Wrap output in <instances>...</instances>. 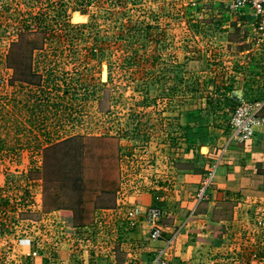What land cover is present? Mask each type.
Here are the masks:
<instances>
[{"label": "rangeland", "instance_id": "1", "mask_svg": "<svg viewBox=\"0 0 264 264\" xmlns=\"http://www.w3.org/2000/svg\"><path fill=\"white\" fill-rule=\"evenodd\" d=\"M226 1L0 0L6 262L22 259L10 252L31 237L43 264L149 263L164 244L127 220L134 192L158 198L163 225L192 219L177 204L185 176L195 170V211L211 168L193 167L189 149L230 134L232 88L264 100V40ZM199 223L181 239L179 259L163 251L169 264L225 258L219 225L210 239Z\"/></svg>", "mask_w": 264, "mask_h": 264}, {"label": "crops", "instance_id": "2", "mask_svg": "<svg viewBox=\"0 0 264 264\" xmlns=\"http://www.w3.org/2000/svg\"><path fill=\"white\" fill-rule=\"evenodd\" d=\"M189 64L193 65L191 61ZM190 71H195L193 66ZM241 91V101H253L245 99V91ZM260 102L264 104V100ZM260 116L264 118V105ZM214 136L216 138L213 139V142L208 143L209 145H200L198 149L191 148L188 151V162L193 167L208 170L215 166L214 180L211 187L209 186L206 190V197L204 196L206 202L197 207L195 211L190 209V196L196 194V187L192 186L195 183L196 174L195 170L189 169L188 175L185 176L187 185L183 191L184 197L181 203H177L178 206L182 204L183 207L180 209L177 206L173 210L177 211L178 208L180 212L185 210V214L189 213L188 218L192 216V219L178 226L177 229L160 222L161 226H164L162 227L164 237L162 236V240L153 241L152 244L154 246L164 244L163 249L167 255L171 253L170 255L173 254L177 257L180 255L181 239L187 242V239L194 235L191 231L198 224L200 225L199 222H203L204 225H209L204 234L210 239L214 237L212 226L219 225V248L225 253L224 257L226 258V260L222 258L217 262L211 254L213 262L210 261V264H264V121L252 127V135L245 142L230 141L228 134L225 135L226 138L223 137V131L214 134ZM223 139L225 141L221 143ZM201 147L207 148L206 153L201 154ZM158 201V198L153 197L149 191L130 193L126 197L127 205L131 206L130 210L139 208L144 211L148 207H159ZM174 204V202L171 203V205ZM190 214L191 216H189ZM215 215L218 216L219 222L213 223ZM127 220L130 219L127 217ZM135 221L147 225L142 216H139ZM136 222L128 224L135 226ZM174 223L177 225L179 222L175 221ZM164 238L168 239L163 241ZM32 241V238L29 237L26 240L27 243L12 248L10 253L16 255H12L13 259L24 255L22 259L18 260L20 263L16 260L13 263L6 262L8 261V259H4L6 258V249H0V264H43V259L36 254L38 250L31 248ZM257 256V260H248L250 257L256 258Z\"/></svg>", "mask_w": 264, "mask_h": 264}, {"label": "built area", "instance_id": "3", "mask_svg": "<svg viewBox=\"0 0 264 264\" xmlns=\"http://www.w3.org/2000/svg\"><path fill=\"white\" fill-rule=\"evenodd\" d=\"M225 8L230 13L250 16L252 20L250 27L253 33L264 40V0H227ZM263 105L260 101H240L234 107L228 123L230 141L245 142L251 137L252 127L264 121V118L260 116ZM214 174L215 166H212L211 171L208 173V180L203 182L204 187L199 194L200 199H202L205 190L211 185ZM127 215L132 221L139 216L144 218L149 227V240L158 241L162 239L163 229L160 222L164 213L160 207H148L144 211L133 208ZM163 253V251H160L159 255L147 264H169Z\"/></svg>", "mask_w": 264, "mask_h": 264}, {"label": "water", "instance_id": "4", "mask_svg": "<svg viewBox=\"0 0 264 264\" xmlns=\"http://www.w3.org/2000/svg\"><path fill=\"white\" fill-rule=\"evenodd\" d=\"M107 69V65L102 63L101 64V71H100V81L103 83V82H106V81H103L104 80V73H105V70ZM230 98L235 101V102H240L242 100V91L241 90H234L230 93ZM206 147H201L200 149V152L201 154H204V152L206 151Z\"/></svg>", "mask_w": 264, "mask_h": 264}, {"label": "trees", "instance_id": "5", "mask_svg": "<svg viewBox=\"0 0 264 264\" xmlns=\"http://www.w3.org/2000/svg\"><path fill=\"white\" fill-rule=\"evenodd\" d=\"M221 87H222V86H221ZM234 90H235V88H232L231 90H229L226 99H227V101H228L229 103H231V104H235V106H236V105L238 104V102H235V101H233V100L230 98V93H231V91H234ZM193 137H194V136H193ZM25 195L27 196V192H25ZM4 203H6V202H4Z\"/></svg>", "mask_w": 264, "mask_h": 264}, {"label": "bare ground", "instance_id": "6", "mask_svg": "<svg viewBox=\"0 0 264 264\" xmlns=\"http://www.w3.org/2000/svg\"><path fill=\"white\" fill-rule=\"evenodd\" d=\"M107 79V76H106V71H105V73H104V80L103 81H105Z\"/></svg>", "mask_w": 264, "mask_h": 264}]
</instances>
